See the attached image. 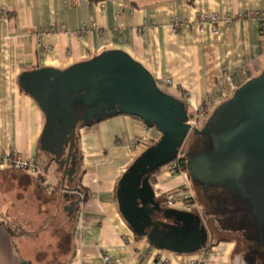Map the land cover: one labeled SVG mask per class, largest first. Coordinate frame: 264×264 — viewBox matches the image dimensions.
<instances>
[{
    "label": "crops",
    "instance_id": "0c3cea01",
    "mask_svg": "<svg viewBox=\"0 0 264 264\" xmlns=\"http://www.w3.org/2000/svg\"><path fill=\"white\" fill-rule=\"evenodd\" d=\"M250 11H264V0H0V152L12 149L36 157L47 180L60 187L47 194L53 199L48 208L58 219V212L64 213L53 229L64 228L63 236L58 241L53 231L46 244L36 230L43 225L40 216L31 224L17 217L18 229L8 222L10 194L0 190V264H105L104 255L110 264H190L197 252L180 254L152 245L133 232L118 207L122 173L143 145L159 139L158 130L127 114L79 127L76 171L62 187L61 172L48 166L49 156L39 150L44 115L17 77L22 71L65 69L102 51L122 50L160 88L183 100L191 114L208 96L215 103L223 99L216 89L220 78L246 67L248 79L264 68V19L234 18ZM213 13L219 19L217 33L205 22L199 31L200 15ZM225 15L232 20L224 21ZM133 139L140 144L135 154L129 149ZM161 168L154 189L181 195L186 177ZM0 174L35 180L18 169ZM18 189L17 196L25 192L23 186ZM234 247L230 239L209 241L206 264H234Z\"/></svg>",
    "mask_w": 264,
    "mask_h": 264
},
{
    "label": "water",
    "instance_id": "95a60500",
    "mask_svg": "<svg viewBox=\"0 0 264 264\" xmlns=\"http://www.w3.org/2000/svg\"><path fill=\"white\" fill-rule=\"evenodd\" d=\"M20 89L44 115L39 150L48 166L72 182L77 155L76 127L125 113L155 127L159 139L122 173L117 202L123 218L152 245L175 253H196L209 232L198 213L162 207L149 176L176 158L188 136L186 103L163 91L153 75L122 50L102 51L65 69L22 71ZM183 158L190 182L201 196L205 217L246 242L244 264H264V68L216 105L191 131ZM156 214L160 219L153 220Z\"/></svg>",
    "mask_w": 264,
    "mask_h": 264
},
{
    "label": "rangeland",
    "instance_id": "374dc122",
    "mask_svg": "<svg viewBox=\"0 0 264 264\" xmlns=\"http://www.w3.org/2000/svg\"><path fill=\"white\" fill-rule=\"evenodd\" d=\"M163 91H165V90H163ZM228 97L221 99L220 101H218L216 103V105H218L220 102L227 99ZM211 111L207 114L206 118L209 116ZM205 119L202 122H200V124H199L200 127L203 125ZM191 133L188 135L187 139L185 140V142H184V144L180 150L182 156L184 155V152L187 148V145L189 144V142L191 140ZM45 156H47V155H45ZM49 159H50V156L48 158H46L47 161H49ZM163 168H164V172H166V170H165L166 167L163 166ZM48 171H50V168L48 169ZM159 174H160V170L156 173V176ZM172 175H181V176L186 177L185 183L183 184V186H184L183 193L181 195L177 196L174 193H171V191H173V190H171L170 193L169 192L164 193V192L156 191L158 193L157 198L159 196L165 195V194H166V196H167V194L173 195V199H175V200L181 199L183 197V195L188 196V199L194 201V203L197 205V210L193 213H198L202 217V220H203V222H204V224H205V226L209 232V240L208 241L217 240V239L233 240L234 246H235L234 247V255L236 254L237 255L236 258H238V262H236V264H243L244 261L242 259V255H241V253L237 247L238 239H237L236 235H233L231 233H227V232H223V231L219 230L216 223H213L212 221L208 220L205 217L203 201L201 199L199 192L194 189V187L192 186V184L190 182L187 171L185 169V164H184V169L182 170L181 173H176V174H172ZM7 176L4 177L3 175L0 174V190H5L6 192L8 191V193L10 194L9 200H8V203L10 205L9 204L7 205V208H6L7 210L5 213L6 217H8V219H9L8 222H10L11 225L12 224L14 225L18 221L17 220V217H18V218H20V220L22 218L27 219L26 221H28L31 224L33 221L32 219H34V218L37 219V216H40V218H41L40 225L41 224H43V225H41L40 227H37L36 230L39 231L40 233H42L41 237L44 238L45 241H47L46 244L48 243L49 239H51V238H49V236H50V233H53V231L56 232L57 240L59 241L60 240L59 237L63 236V234H64V228H63V230L60 228L55 229V230H53V229L56 225H58L59 223H62L64 213L62 212V210H60L58 212V213H60L59 219H58L56 216L57 215L56 211L54 209L48 208L52 204L53 199L52 198L50 199L47 196V194H54L55 193L54 191H56V190L48 193L47 191H45L41 180L36 178V177L34 178L35 180L29 181L27 178H24V179H22V178H9L10 176H8V177ZM22 186L25 187V192L23 194L21 193L20 195L18 194V196H17V191H19L18 188H21ZM41 188L43 190H41ZM59 188H60L59 186H55V189H59ZM43 191L46 194L42 193ZM50 202H51V204H50ZM171 205L173 206V208L180 209V208H178L179 203H177V202H174ZM167 207H171V206H167ZM38 211H39V213H37ZM53 219H55V220H53ZM50 221L51 222L56 221V222H54L53 225L49 226L48 224ZM15 226H13V227L18 229L16 224H15ZM42 226H43V229H42ZM215 229H218L219 231L217 232ZM61 233H63V234L61 235Z\"/></svg>",
    "mask_w": 264,
    "mask_h": 264
},
{
    "label": "built area",
    "instance_id": "2783aa9c",
    "mask_svg": "<svg viewBox=\"0 0 264 264\" xmlns=\"http://www.w3.org/2000/svg\"><path fill=\"white\" fill-rule=\"evenodd\" d=\"M200 16H201L200 21L197 23L198 30L202 31L203 22H205V23H211L212 33H217L216 22L218 18L216 17V15L213 13V14H201ZM247 17H254L259 20H263L264 11L262 12L250 11L246 15H244L243 13L234 15V18H247ZM222 19L226 22H230L232 20V17L229 15H225ZM177 23L178 20L176 17H174L173 19L174 26H176ZM248 75H249L248 69L246 67H242L237 71H235L234 73L220 78L216 85V89L220 98H225L230 96L233 90L247 79ZM164 83L169 84L170 81L165 80ZM215 105L216 103L214 102L212 97L208 96L204 101L200 102L196 108H194L193 112L188 115L187 123L190 125V128L188 130L189 132L188 135L191 133V131L194 128L200 127L199 126L200 122H202L206 118L207 114L213 109ZM139 145L140 144L136 139L131 140L129 145L130 152L132 154H135L136 148ZM182 146L178 150L176 158L165 165L166 167L165 170L169 175L181 173L182 170L184 169V158L180 152ZM145 148H147L146 145H143V150ZM143 150H141V152ZM7 168L22 170L25 171L27 174L40 179L45 191H47L48 193L55 190L52 184L45 177V174L43 173L42 170V165L40 164V161L36 157L31 156L26 158L21 156L20 153L12 149H9L5 152H0V170ZM155 196L156 197L158 196L156 190H155ZM174 202L179 203L178 208H180L181 210H185L189 212H195L197 210V205L194 203V201L188 199V196L183 195L181 199L175 200L173 199V195L167 194V206L173 207L171 204H173ZM205 249L206 248L199 250L197 252L198 255L190 261V264H206L209 257ZM103 261L105 264H110L111 262L110 256L104 255Z\"/></svg>",
    "mask_w": 264,
    "mask_h": 264
},
{
    "label": "trees",
    "instance_id": "16d2710c",
    "mask_svg": "<svg viewBox=\"0 0 264 264\" xmlns=\"http://www.w3.org/2000/svg\"><path fill=\"white\" fill-rule=\"evenodd\" d=\"M118 114H125V113H118ZM113 115H117V114L107 115V116H104L102 119L107 118V117H110V116H113ZM133 118L140 120V119L137 118V117H133ZM102 119H101V120H102ZM81 126H84V124L80 123V124L78 125L77 128H79V127H81ZM77 141H78V134L76 133V136H75V144H74V151L76 152V155H77V153H78V151H77ZM148 146H150V145H146V147H148ZM184 164H185V163H184ZM160 169H161V168H156V169H154L153 172L151 173V175L149 176V179H150V182H151V183H155V182H156V178H155V177H156V173H157ZM157 199H158L159 202H160V206H162V207H167V196H166V194H165V195H161V196H159ZM11 228H12L11 226L8 227V230H9L10 233L13 232ZM208 242H209V241H208ZM207 245H209V243L206 244V246H205L204 248H207ZM204 248H202V249H204ZM236 256H237V255H236V254L234 255V253H233V255H232V259H233V261H234V264H236V262H238V258H236Z\"/></svg>",
    "mask_w": 264,
    "mask_h": 264
},
{
    "label": "flooded vegetation",
    "instance_id": "af4514ba",
    "mask_svg": "<svg viewBox=\"0 0 264 264\" xmlns=\"http://www.w3.org/2000/svg\"><path fill=\"white\" fill-rule=\"evenodd\" d=\"M77 131H78V128L76 127L75 134L77 133ZM74 152L75 151H74V148H73L72 153H74ZM75 154H76V152H75ZM76 164H77V162H76ZM152 217H153L152 218L153 220L160 219V216L159 215H156V214H154ZM215 230L218 232L220 229L219 230L218 229H215ZM233 235H236V237L238 239L237 247H238L241 255L244 254V252L246 251L247 242L239 234H233ZM255 264H257V262Z\"/></svg>",
    "mask_w": 264,
    "mask_h": 264
}]
</instances>
